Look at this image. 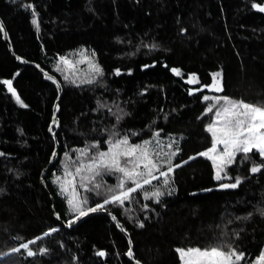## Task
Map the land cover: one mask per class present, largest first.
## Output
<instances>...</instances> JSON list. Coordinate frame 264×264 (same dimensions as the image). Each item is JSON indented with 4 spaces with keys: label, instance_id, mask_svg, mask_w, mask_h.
Returning <instances> with one entry per match:
<instances>
[{
    "label": "trees",
    "instance_id": "16d2710c",
    "mask_svg": "<svg viewBox=\"0 0 264 264\" xmlns=\"http://www.w3.org/2000/svg\"><path fill=\"white\" fill-rule=\"evenodd\" d=\"M252 2L264 0H0V21L12 49L0 33V80L13 79L28 105L20 107L0 84V264H180L176 248L222 241L245 253L241 264L255 261L264 248V216L258 211L264 209V170L251 174V163H241L238 155L226 169L231 178L226 182L240 176L242 183L221 189L211 161L196 155L211 146L205 125L212 113L202 115L208 106L202 96L210 92L202 86L212 82V73H221L218 95L264 106V13L252 9ZM26 4L34 5L39 31ZM80 49L95 51L104 72L91 85H73L56 71L59 56ZM31 64L60 84L58 112L55 84ZM173 67L181 76L171 72ZM116 68L121 75H115ZM191 74L199 84L186 83ZM189 88L201 90L189 95ZM98 100L113 113L117 105L128 113L117 128L121 135L137 133L131 143L162 130L167 144L171 134L181 148L173 162L181 167L171 174L168 187L175 191L168 195L162 187L160 203L138 192L123 207L106 206L116 221L105 211L66 228L71 215L52 180L63 174L65 151L75 160L74 150L86 143L99 141L102 150L107 148L104 130H111L116 119L107 108L98 109ZM53 113L59 121L53 127L55 141L48 131ZM253 159L260 162L258 156ZM116 183V175L103 176L105 188ZM153 185L161 187L157 181ZM79 191L90 205L102 199ZM49 228L58 231L30 245L36 256L10 251L19 247L17 237L27 242ZM41 246L47 254L38 253ZM101 250L104 257L96 255Z\"/></svg>",
    "mask_w": 264,
    "mask_h": 264
},
{
    "label": "snow or ice",
    "instance_id": "6c2138e0",
    "mask_svg": "<svg viewBox=\"0 0 264 264\" xmlns=\"http://www.w3.org/2000/svg\"><path fill=\"white\" fill-rule=\"evenodd\" d=\"M14 2V0H13ZM26 9H32L31 15L32 25L39 31V23L37 20V13L34 5H23ZM251 8L260 13H264V3L252 2ZM181 31H185L181 29ZM0 33L7 35L3 22L0 21ZM152 48L157 47L151 45ZM76 59H70L68 56H59L56 63V71H64L69 74L64 75V80L73 85L93 84L98 77H103L104 72L101 66L95 61L96 53L92 51L90 54L87 50L80 49L74 53ZM17 60H22L20 56H16ZM26 62V61H25ZM86 64L87 72L83 76L78 74L77 65ZM63 66V68L61 67ZM39 67V65H37ZM143 68H148L150 65H143ZM41 71H43L41 69ZM129 74L131 69L128 70ZM115 75H121L119 68L114 69ZM171 72L176 76H181L179 68H171ZM18 75V73H17ZM212 75V82L205 84L202 88H207L210 91L219 93L222 91L221 73L214 72ZM46 79L52 81L56 85L57 91L60 89V84L52 75L45 73ZM189 85L199 84V80L195 74L189 75L187 81ZM0 84L6 86L7 92L15 99L16 103L22 108H27L28 105L23 102L18 95L16 88L13 86V79L0 80ZM201 89H188V94L192 95L194 91ZM143 94V93H142ZM59 99V97H57ZM203 101L209 102L208 106L204 108L202 115L212 113L210 122L205 125V131L211 135V146L206 150L199 152L198 156L206 157L211 161L214 172L213 179L221 181L228 177L226 169L232 166L238 159L241 163L250 162L251 166L249 172L256 174L264 170V106L247 103L243 100L230 98L227 95H203ZM98 109L107 108L110 114L115 115L116 124L112 125L111 130L108 131V139L104 141L107 148L102 150L99 141L91 144H85L84 147L75 149L76 159L72 160L68 151L64 152L63 174L56 176L52 183L58 185L60 194L65 196L67 203V214L71 215V219L67 221V226L71 227L74 222L79 221L83 217H87L90 213L108 212L113 221L117 217L108 211L106 206L113 205L123 207L125 202H131L134 199V194L142 193L145 200H153L160 203V197L165 192L163 188H168V195H171L175 189L169 188L171 182V174L175 168L181 167V164L174 163V159L181 151L179 141L169 135V142L163 143L160 136V131H153L149 139H144L139 143H131L130 137L137 135V133H125L121 135L117 125L123 119L125 113L117 105L118 111L112 112V108L105 103L97 101ZM55 110H60V105H54ZM200 119V117H198ZM53 126L59 127V121L53 113L52 122L49 125L48 131L52 133V138L56 140V133L53 131ZM4 155V153H0ZM56 156V153H52ZM259 158L260 162H256L254 157ZM194 156L188 157V160L194 159ZM51 162V161H50ZM183 161L182 163H187ZM116 175L117 183L112 186H103L104 175ZM100 181H97V178ZM153 181H157L161 187L153 185ZM242 183V178L236 176L234 182L220 183L221 189H235ZM146 186L151 187V191L147 190ZM102 188L104 189L102 191ZM80 189L85 192L92 193L96 197L102 199L94 204H89V198L82 196ZM211 191V189H205ZM144 209L148 205H143ZM127 211V209H125ZM261 216H264V209L258 210ZM57 219H59V214ZM252 214L249 213V216ZM248 217H245L247 219ZM241 219V217H236ZM138 227H143V223L137 222ZM117 228L121 227L117 222ZM57 228H49L42 236H37L34 239L23 242L20 239L19 247H12V253H19L22 249L26 251L28 257H34L37 252L30 248V245L36 244L43 237H48L52 233L57 232ZM223 235V234H222ZM238 238V233H234ZM131 245V241H129ZM179 256L180 264H241L245 257V253L238 251L231 242H224L212 244L207 247H178L175 249ZM46 247H39L38 253L40 255L47 254ZM99 257H104L106 253L101 250L96 253ZM127 256L132 257L133 252L129 247ZM77 258L74 256L73 260ZM136 264H140L136 261ZM252 264H264V250H262L256 257Z\"/></svg>",
    "mask_w": 264,
    "mask_h": 264
},
{
    "label": "water",
    "instance_id": "95a60500",
    "mask_svg": "<svg viewBox=\"0 0 264 264\" xmlns=\"http://www.w3.org/2000/svg\"><path fill=\"white\" fill-rule=\"evenodd\" d=\"M2 38H3L4 43L8 46L9 51L12 53L11 45H10V42H9V39H8L7 35H5L4 33H2ZM31 65L34 66L35 68H37L38 71L43 75L44 79L46 80L45 72H42V71L39 69V67H37V65H34V64H31ZM47 74H48V73H47ZM48 75H50V74H48ZM55 86H56V85H55ZM56 88H57V87H56ZM58 94H59L58 97L60 98V95H61V88L59 89ZM58 101H59V99L56 100L55 104H58ZM53 109H54V112H56L55 108H53ZM53 127H54V126H53ZM54 152L56 153V156H52V159H51L50 165H52V164L55 162L56 158H57V146H56V150H55ZM98 213H105V212H98ZM93 214H95V213H90L87 217H89V216H91V215H93ZM87 217H83V218H81L79 221L74 222L73 225H72L71 227L76 226L77 224H79L81 221H83V220H84L85 218H87ZM71 227L66 226V228H71ZM119 229H120V231H122L121 228H119ZM122 232H123V231H122ZM128 259H129L130 261H132V260H133V256H132V257H129V256H128ZM134 264H136V263H134Z\"/></svg>",
    "mask_w": 264,
    "mask_h": 264
},
{
    "label": "rangeland",
    "instance_id": "374dc122",
    "mask_svg": "<svg viewBox=\"0 0 264 264\" xmlns=\"http://www.w3.org/2000/svg\"><path fill=\"white\" fill-rule=\"evenodd\" d=\"M88 52V51H87ZM89 53V52H88ZM90 54V53H89ZM70 59H76V57L74 56V54H72V55H70V56H68ZM62 68H63V66H61ZM77 70H78V74L80 75V76H83L84 75V73L85 72H87V65L86 64H81V65H77ZM61 73L63 74V77H64V75L65 74H69V73H66V72H64V71H61ZM209 96H213V95H218L219 93H216V92H214V91H210L209 90ZM207 103H209V102H207ZM206 158V157H205ZM214 176V175H213ZM229 177V176H228ZM215 180V179H214ZM228 180V178H225V179H223V180H221V181H217V180H215L217 183H227L226 181ZM263 250H264V248H263Z\"/></svg>",
    "mask_w": 264,
    "mask_h": 264
}]
</instances>
